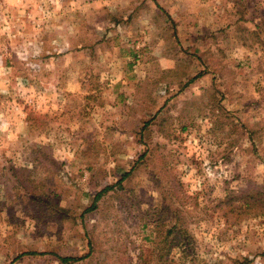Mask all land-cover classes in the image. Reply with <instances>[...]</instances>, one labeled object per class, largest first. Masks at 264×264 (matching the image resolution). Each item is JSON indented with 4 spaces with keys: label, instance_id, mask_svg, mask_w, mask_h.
<instances>
[{
    "label": "rangeland",
    "instance_id": "374dc122",
    "mask_svg": "<svg viewBox=\"0 0 264 264\" xmlns=\"http://www.w3.org/2000/svg\"><path fill=\"white\" fill-rule=\"evenodd\" d=\"M173 223L171 264H264V0H0V264H135Z\"/></svg>",
    "mask_w": 264,
    "mask_h": 264
},
{
    "label": "trees",
    "instance_id": "16d2710c",
    "mask_svg": "<svg viewBox=\"0 0 264 264\" xmlns=\"http://www.w3.org/2000/svg\"><path fill=\"white\" fill-rule=\"evenodd\" d=\"M146 122H143L141 124V127L139 128V133H142V130L146 128ZM145 157V153L142 152L139 154L129 167V169L124 170L121 175L118 177V179L113 184H108L103 186L101 189L97 190L94 195L91 203L89 206H87L82 212L90 211L95 208V201L98 200L104 193H106L108 190H111L115 185H120V183L126 179L129 174H131L132 170L136 165H139L141 162H143V159ZM20 171V169H18ZM17 171V172H18ZM15 170H13V175L15 176L16 183L20 187H23L26 189V192L31 194V199L29 202L35 207H41L46 204L45 199L41 198L39 194L33 193L30 190H27L26 186L23 184L24 178L22 175L17 174ZM49 205V204H48ZM47 205V206H48ZM52 205V204H51ZM55 207L54 205H52ZM82 213L80 214L81 217ZM156 235H160V239L155 241V245L152 248L156 253L154 254H147L143 255L140 254L138 260V263L141 264H171L173 262V258L171 256L172 250L176 247L179 248L181 245L187 244V232L184 228L178 226L176 223H173L169 227L164 228L163 230H160V232L156 231ZM85 242H84V250L80 254H66V255H58L53 254L55 256V259L58 263L62 264H74L76 262L80 261V264H106L105 261H101L100 259L94 258L95 257V243L91 236H88L87 234H84ZM48 252H37V251H27L23 254L25 255H42ZM22 255V254H21ZM119 256H116L115 261ZM135 263V264H138ZM120 264H124V262L121 260ZM125 264H127L125 262Z\"/></svg>",
    "mask_w": 264,
    "mask_h": 264
}]
</instances>
